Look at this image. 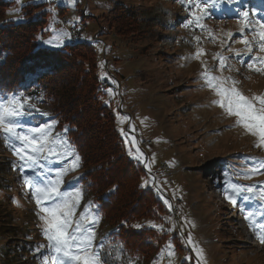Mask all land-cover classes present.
Returning <instances> with one entry per match:
<instances>
[{"label": "rangeland", "instance_id": "374dc122", "mask_svg": "<svg viewBox=\"0 0 264 264\" xmlns=\"http://www.w3.org/2000/svg\"><path fill=\"white\" fill-rule=\"evenodd\" d=\"M5 1L11 3L5 9L4 20L15 23L24 20L22 7L26 3H45L48 15L46 24L36 35L39 47L62 48L71 43L68 26L75 22L86 23L81 40L91 44L95 52L101 101L110 107L119 134L121 130L125 133L121 137L127 156L144 164L140 184L151 188L168 211L175 197L180 202L178 216L168 212L162 226L160 221L145 222L156 229V234L148 238L151 243L156 244L162 227L169 232L176 231L180 245L188 251L180 254L167 245L162 251L159 248L154 259L146 264H179L189 256L195 264H264V244L256 239L253 245L245 235L248 232L256 238V230L264 231L259 228L264 225V168H261L264 146L256 147L257 138L235 126L236 118L212 103L217 97L202 86L201 77L207 69L211 75L230 77L228 86L236 81L235 87L244 96L264 95V52L258 50L260 42L256 37V31L264 22V0ZM116 3L135 7L139 12L143 25L138 35L123 37L114 29H107L106 19ZM197 3L200 8L196 7ZM244 12L248 15L243 16ZM62 17L68 22L63 23ZM196 17H199L198 23ZM60 33L67 34L62 37V46L44 43ZM242 39L251 43L252 51L241 43ZM198 50L203 54L197 56ZM216 56L224 58L223 68L214 59ZM256 68L262 70L257 72ZM27 95L19 90L12 96L25 99V115L18 120L23 125L21 131L34 135L28 129L50 126L46 123L49 103ZM118 117L127 119L118 120ZM135 126L141 138L151 141L149 146L137 140ZM65 131L49 128V138L56 142V151L63 154L50 155L45 151L31 167H20L23 162L14 155L11 146H5L4 134L0 132V135L2 146L4 144L8 155L17 161L14 174L21 175L19 181L23 182L24 189L30 191L24 184V175H36L45 182L59 179L61 183L57 186L62 192L79 189L82 198L75 218L79 219L86 207L98 217L91 228L95 232L94 250L99 251L102 264H131L117 241L109 236L111 225L101 217L87 184L79 181L80 160L79 167L72 170V162L79 155L67 140ZM61 140H67L68 144L61 145ZM12 143L21 147L19 141ZM233 155L241 159L234 166L229 161ZM224 161L227 164L222 167ZM163 163L169 167L167 172L161 168ZM213 173L217 176L215 180L210 176ZM7 177L15 181L13 174ZM231 184L243 185L245 189L251 187V193H244L249 199L234 197L239 201L237 205L226 200L224 190ZM20 202L25 204L23 199ZM24 209L13 205L8 207V213L15 223L27 219L42 229L39 217L35 219ZM246 215L249 220H245ZM189 235L193 245L202 250V257L188 244ZM43 240L48 243L44 236ZM167 254L172 257L170 263L164 260Z\"/></svg>", "mask_w": 264, "mask_h": 264}, {"label": "trees", "instance_id": "16d2710c", "mask_svg": "<svg viewBox=\"0 0 264 264\" xmlns=\"http://www.w3.org/2000/svg\"><path fill=\"white\" fill-rule=\"evenodd\" d=\"M10 3L0 0V58L5 53L0 63V101L19 91L27 73L49 66V72L37 78L29 94L36 98L42 95L49 103L48 125L66 130L67 140L80 158L79 181L87 184L101 217L111 225L109 236L118 240L131 264L150 263L156 251L167 245L180 254L186 253L188 248L180 245L176 231L160 230L156 246L146 242L156 229L145 221H160L162 226L169 211L151 188L140 184L144 166L127 156L114 115L101 101L92 45L80 40L58 50L39 47L36 35L47 22L45 3H26L22 7L25 18L16 23L4 20ZM106 22L107 29H114L123 37L138 35L143 25L136 8L122 3L110 9ZM2 143L0 135V264H45V257L51 264L49 250L40 247L47 245L42 229L27 219L15 223L8 213L9 206H22L36 219L39 211L30 191L20 183L21 175L14 174L17 167H13V162L18 166L17 161L8 155ZM229 161L236 165L241 159L233 155ZM223 164L227 163L222 162L224 167ZM9 174L16 182L8 179ZM211 176L217 177L216 173ZM20 199L25 201L24 205ZM179 264L195 262L189 256Z\"/></svg>", "mask_w": 264, "mask_h": 264}, {"label": "snow or ice", "instance_id": "6c2138e0", "mask_svg": "<svg viewBox=\"0 0 264 264\" xmlns=\"http://www.w3.org/2000/svg\"><path fill=\"white\" fill-rule=\"evenodd\" d=\"M69 2H72V0H69ZM196 7L200 8V4L197 3ZM242 15L247 16L248 13L244 12ZM195 20L198 23L199 17H196ZM66 35V33H60L57 37L44 41V43L60 47L64 43L62 37ZM256 37L260 42L258 50L264 52V22H261L260 29L256 31ZM57 40L59 43L56 42ZM241 43L248 46L249 51H252V45L249 41L242 39ZM202 54V50H198L196 53L197 56ZM214 59L220 63L221 68L224 67V58L216 56ZM261 70V68L255 69L257 72ZM201 77L204 81L202 86L209 88L217 97L212 103L223 109L226 115L234 116L236 118L235 126L242 127L247 133L256 137V147L264 146V95L244 96L235 87L236 81H232V86H228L230 77L221 78L211 75L207 69L201 73ZM101 78L103 79V77ZM108 91L111 92V89ZM24 104V98L16 96H12L6 101H0V132L4 134L6 146H11L14 155L23 162L20 167H31L36 164L39 155L45 151L50 155H62L63 153L56 151V142L49 138L50 126L28 129V132L34 135H28L26 132L21 131L23 125L18 118L25 115ZM123 119H127V117H118V120ZM121 135H125L123 130H121ZM13 141H19L21 147H15ZM60 144L66 145L68 141L61 140ZM69 147L71 146L69 145ZM79 160V156H76L72 162V170L79 167ZM13 167H17L15 162H13ZM261 168H264V162H261ZM23 181L29 187L31 198L35 200L39 209L37 214L43 223L42 235L48 242L46 246L41 245L40 247H47L52 253L51 264H102L99 251L94 250L95 232L91 228L92 224L98 222V217L94 213H89L86 207L85 212L80 213L79 219L75 218L76 209L82 198L81 191L77 189L70 193L62 192L57 186L61 183L59 179L45 182L36 175H24ZM245 192L251 193L252 188L245 189L243 185L231 184L230 188H225L224 195L226 200L237 205L239 201L234 197H242L244 200L249 199L244 194ZM40 213L43 214L40 215ZM249 219L250 217L246 215L245 220ZM250 227H253V225L250 224ZM259 228H264V225H259ZM160 230L163 231L164 229L161 228ZM256 239L264 244V231L256 230ZM188 244L193 245L190 235ZM193 247L197 252V256L202 257V250L196 245H193ZM172 254L173 251L169 248V255ZM45 264H48L47 257H45Z\"/></svg>", "mask_w": 264, "mask_h": 264}, {"label": "built area", "instance_id": "2783aa9c", "mask_svg": "<svg viewBox=\"0 0 264 264\" xmlns=\"http://www.w3.org/2000/svg\"><path fill=\"white\" fill-rule=\"evenodd\" d=\"M64 21H65V19H64ZM84 31H85V25L84 24L72 26L69 28L70 38L71 37H79L80 38L84 34ZM143 143L150 144L149 141H144ZM162 167L164 169L167 168V166L165 164H163ZM176 211H177V209H176Z\"/></svg>", "mask_w": 264, "mask_h": 264}, {"label": "bare ground", "instance_id": "6f19581e", "mask_svg": "<svg viewBox=\"0 0 264 264\" xmlns=\"http://www.w3.org/2000/svg\"><path fill=\"white\" fill-rule=\"evenodd\" d=\"M73 38V40H76V37H72ZM77 39H79V37H77Z\"/></svg>", "mask_w": 264, "mask_h": 264}]
</instances>
